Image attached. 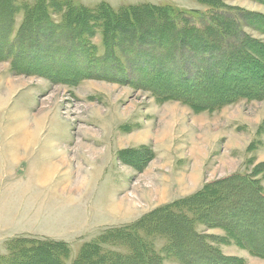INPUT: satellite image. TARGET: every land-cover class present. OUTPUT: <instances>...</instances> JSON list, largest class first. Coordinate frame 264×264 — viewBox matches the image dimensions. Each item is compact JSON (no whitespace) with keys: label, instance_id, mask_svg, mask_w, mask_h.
<instances>
[{"label":"rangeland","instance_id":"rangeland-1","mask_svg":"<svg viewBox=\"0 0 264 264\" xmlns=\"http://www.w3.org/2000/svg\"><path fill=\"white\" fill-rule=\"evenodd\" d=\"M14 1L20 9L13 28L0 31V264H14L19 239L65 243L64 264H74L98 239L104 253H124L117 232L264 163V101L224 104L231 80L214 87L195 81L220 78L211 70L217 62L181 59L149 40L151 29L144 27L158 26L150 14L137 28L125 20L115 28L90 27L80 14L103 5L114 13L143 6L204 12L205 6L195 0H44L47 7L29 33L23 6L40 0ZM223 1L264 15V4ZM249 33L264 41L263 34ZM185 77L193 88L186 89ZM198 229L225 235L221 228ZM245 237L257 241L255 255L233 243L222 245V253L240 264H264V232L248 229ZM167 238L157 240L158 250Z\"/></svg>","mask_w":264,"mask_h":264},{"label":"trees","instance_id":"trees-1","mask_svg":"<svg viewBox=\"0 0 264 264\" xmlns=\"http://www.w3.org/2000/svg\"><path fill=\"white\" fill-rule=\"evenodd\" d=\"M195 1L205 6L206 11L182 12L171 6H143L114 13L103 5L93 11L80 10V14L87 17L90 27L101 22L100 27L105 28L112 24L115 28L120 20L137 28L149 18L145 14H150L155 22L158 21V26L144 27L151 29L146 33L149 40L162 42L164 49L181 59L193 58L211 66L217 62L211 70L221 74L220 78L198 75L195 81L201 84L209 81L214 87L224 82V77L231 80L230 95L221 100L224 104L237 100L264 101V41L249 33L264 35V15L229 6L223 0ZM251 1L264 4V0ZM44 5L47 7L46 2L40 0L34 5L23 6L26 12L24 32L30 33L32 24V29L36 28L37 15L46 9ZM18 9L14 0H0L1 32L12 30ZM168 35L171 43L167 41ZM29 46L30 40L26 47ZM201 64H197L198 67ZM188 79L185 77L183 84H188ZM185 87L193 88L190 84ZM123 159L131 161V152L124 154ZM262 181L264 163L257 165L251 175H234L210 183L196 194L161 207L139 223L117 232V239L126 248L124 253H104L101 249L104 242L98 239L83 247L74 264H166L167 259L175 264H240V258L224 255L221 246L233 243L254 255L257 253L253 246L257 241L246 239L245 234L253 228L264 232ZM257 215L261 216L258 220L249 219ZM201 225L209 229L221 228L225 235L201 233L198 229ZM164 237L169 241L158 250L155 243ZM17 245L12 249L14 264H64L63 259L69 254L68 246L60 242L19 239Z\"/></svg>","mask_w":264,"mask_h":264}]
</instances>
